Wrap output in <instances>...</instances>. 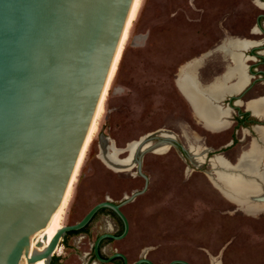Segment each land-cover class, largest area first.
Listing matches in <instances>:
<instances>
[{
	"label": "rangeland",
	"instance_id": "1",
	"mask_svg": "<svg viewBox=\"0 0 264 264\" xmlns=\"http://www.w3.org/2000/svg\"><path fill=\"white\" fill-rule=\"evenodd\" d=\"M259 14H264V0H140L64 208L63 226L75 224L101 201L119 203L143 188L145 181L133 160L118 169L102 162L98 156L106 146L124 149L145 136L171 134L184 148L192 146L198 151L191 150L195 156L191 152L185 158L168 144L163 153H143L141 171L148 178L147 189L121 208L129 232L121 240L105 242L103 252L116 250L130 261L145 256L153 264L177 259L189 264H264V204H254L261 207L255 213L244 211L217 188L210 162L198 161L205 151L233 164L256 141L242 128L234 131L242 141L222 149L224 153L219 151L231 140L232 125L224 121L227 112L217 102L240 91L228 95L205 92L209 107L218 116L215 127L208 129L177 87L180 70L190 65L204 88L220 78L231 65L220 51L222 44L260 37L255 24ZM242 59L246 70L254 58ZM260 68L264 70V64ZM258 89L253 96L250 93L252 98L257 91L264 93V87ZM263 142L256 144L264 146ZM127 156L123 152L119 159ZM254 186L257 194L264 193V180ZM116 229L114 220L100 213L89 224L87 236L64 235L52 261L94 264L89 256L95 238Z\"/></svg>",
	"mask_w": 264,
	"mask_h": 264
},
{
	"label": "water",
	"instance_id": "2",
	"mask_svg": "<svg viewBox=\"0 0 264 264\" xmlns=\"http://www.w3.org/2000/svg\"><path fill=\"white\" fill-rule=\"evenodd\" d=\"M134 3L0 0V264H50L61 238L86 227L101 209L117 215L123 232L99 235L94 255L102 263L121 257L126 264L120 253L101 258L98 246L127 235L129 221L121 208L148 185L141 156L158 145L176 146L171 135L135 141L131 160L145 181L141 190L119 203L106 199L95 204L75 224L59 229L57 219ZM245 73L249 78L247 67ZM217 106L228 115L229 108ZM147 144L153 146L144 150ZM179 148L190 158V149ZM201 153L205 159L207 153ZM251 200L264 204V193ZM141 263L153 264L147 258L135 262ZM168 264L188 263L177 259Z\"/></svg>",
	"mask_w": 264,
	"mask_h": 264
},
{
	"label": "bare ground",
	"instance_id": "3",
	"mask_svg": "<svg viewBox=\"0 0 264 264\" xmlns=\"http://www.w3.org/2000/svg\"><path fill=\"white\" fill-rule=\"evenodd\" d=\"M140 4V0H135L131 15L125 27L120 45L118 47L105 89L104 93L97 111V115L84 148L83 154L77 166L76 172L70 184L69 190L61 207V210L58 215L57 224L59 229L63 227L61 223V219L63 216L64 208L70 200L71 192L73 189V185L76 181L77 175L79 173V169L81 167V163L83 157L86 152V148L89 142L92 139V136L95 132L97 119L102 110L103 100L107 94V90L111 79L113 78L118 62L122 55L123 46L125 40L127 38V34L134 20L136 12L138 10ZM228 41V40H226ZM228 43V42H227ZM253 45V43H249L245 40L234 41L231 44H222L221 50L229 57L231 61V65L226 68L225 73L218 79H215L210 85L207 87H202L199 85L197 80L195 79V72H192L191 65L180 70L178 79H177V87L182 93V95L186 98L188 102H190L194 114L196 118L203 123V125L212 129L215 127V123L217 122L218 116L216 112H214L210 107L206 99L205 92L212 94H223L228 95L231 92L239 91L242 87L248 83V77L245 74V67L243 64V59L238 53L239 50L245 48L247 46ZM223 53V54H224ZM221 55V54H220ZM246 60H249L248 58ZM234 78V81L231 83L229 80ZM204 85V83H203ZM207 85V84H206ZM247 85V84H246ZM245 85V86H246ZM247 106L251 108V110L255 112L262 111L264 109V98L253 100L247 103ZM256 134H258L260 142H263L264 132L260 128H256ZM171 135V134H170ZM105 142V141H104ZM257 141H253L250 145V148L244 153L238 160L236 165L233 167L226 159L215 156L210 159V165L214 168V180L216 181L217 188L221 191L225 198L230 200L231 202L237 204L241 209L249 213H255L259 209L260 206L254 205L252 203V197L258 193V188L254 186L255 182L259 183L260 180H264V160L260 157L261 151L264 152V146H258L256 144ZM264 143V142H263ZM137 143L132 142L126 144L124 149H119L115 147L113 144L106 146L105 151L102 154H99V158L104 162L107 166H111L113 169H118L127 165L131 161V154L133 153L134 147ZM193 144V143H192ZM194 145V144H193ZM152 144H147L143 147L144 150H148L151 148ZM196 146V145H195ZM166 145H158L151 152L154 153H163L167 150ZM193 151H198V148L189 146ZM200 151V150H199ZM127 152L128 156L126 159H119V154ZM199 162H202V158H198ZM263 171V172H262ZM215 186V185H214ZM264 208V206H263ZM56 251V250H55Z\"/></svg>",
	"mask_w": 264,
	"mask_h": 264
},
{
	"label": "flooded vegetation",
	"instance_id": "4",
	"mask_svg": "<svg viewBox=\"0 0 264 264\" xmlns=\"http://www.w3.org/2000/svg\"><path fill=\"white\" fill-rule=\"evenodd\" d=\"M255 24H256V26L257 25L260 26V28L262 29V30H260L261 31L260 37H262L263 43L261 44V46L259 48L252 50L250 52H246L244 54L245 58H248L249 60L251 58H254L253 60H251L252 62L250 64V66H247L248 75H249V79H247L248 83H246L247 85L245 84L246 86L244 85L242 87V89L239 90L240 92L235 94L236 97H231V95H228V96H226L223 99L218 101V104H220L223 108H229L228 115H226L225 118L227 119L228 123H230V125L228 127H230L232 125L231 126L232 127L231 140L226 145H224L222 148L219 149V151L223 152V153L226 152L225 150L226 149L228 150L229 147H232L234 144H237L238 141H240V142L242 141V140L237 139L236 136H234V131L240 130L242 128L248 129L249 136H251L252 140L255 139L259 143V145L261 144L259 137H258V134H256V128H263L264 129V109L262 111L255 112V111L251 110L250 108H247L246 103L253 101V100L261 99V97H264V93H262V92L259 93L257 91L256 97L252 98L253 94H255V91L260 90V89H258L259 87H264V70L260 68V66H262V64H264V57L260 56V54L258 53V52H261L264 50V14H259L256 17ZM250 93L251 94L253 93L252 96L250 95ZM247 94L250 95V98L247 99V101H243L244 96H246ZM232 95H234V94H232ZM175 142H176V146H174V147H176L179 150V152L185 157V153H182L180 151V148H179V146L181 144H179V142H177L176 140H175ZM189 149H190V147H189ZM222 149H225V150H222ZM211 155H212L211 152H207V154L205 156V160L210 162L209 159L212 158V157H210ZM214 155H217V154H214ZM214 155H212V156H214ZM201 158L203 161L204 157L201 156ZM238 159L239 158H237L236 161ZM263 160H264V158H263ZM236 163L237 162H235L233 164L230 163V164L235 165ZM110 168H112V167H110ZM114 223L116 224L117 229H116V232L111 233V234H113L115 236H119L123 232V225H122V229H120V227L118 226V224L115 221H114ZM84 228H83L84 229L83 232H81L77 235H73V236H79V235L87 236L89 233V227H84ZM101 234H103V233H101ZM101 234H99V235H101ZM112 241H114V239H104L100 242V244L98 246V253H99V256L101 258L108 259L109 257L114 255L115 253H120L123 256H125L126 264H135V262L138 261L139 259L146 258L145 256H141L140 258L136 259L135 261H130V259L128 258V256L126 254L118 252L116 250L109 253V254H105L103 252V246H104L105 242H112ZM58 248H59V246H57L56 250ZM90 259H92V262H95V264H124V261L121 257H114L107 263L99 262L94 255L93 245H92L90 256H89V260ZM53 261L51 259L50 264H54ZM141 264H145V263H141Z\"/></svg>",
	"mask_w": 264,
	"mask_h": 264
},
{
	"label": "trees",
	"instance_id": "5",
	"mask_svg": "<svg viewBox=\"0 0 264 264\" xmlns=\"http://www.w3.org/2000/svg\"><path fill=\"white\" fill-rule=\"evenodd\" d=\"M104 212H106L107 213V215H109L117 224H118V226L120 227V229H122V223H121V221H120V219L117 217V215L114 213V212H112L111 210H108V209H101L95 216H94V218L92 219V221L100 214V213H104ZM91 221V222H92ZM90 222V223H91ZM89 223V224H90ZM89 224L86 226V227H89ZM85 229V228H84ZM84 229H81V230H79V231H73V232H69V233H67L68 235H77V234H79V233H81V232H83V230ZM54 264H56V263H54Z\"/></svg>",
	"mask_w": 264,
	"mask_h": 264
},
{
	"label": "crops",
	"instance_id": "6",
	"mask_svg": "<svg viewBox=\"0 0 264 264\" xmlns=\"http://www.w3.org/2000/svg\"><path fill=\"white\" fill-rule=\"evenodd\" d=\"M242 40L248 41L249 43H251V42L253 43V45H250V46H247L245 48H242V50L240 51V53L242 54V56H244V54L246 52H250L252 50H255V49L259 48L261 46V44L263 43L262 37H258L256 39H252V40H246V39H242ZM258 53L260 54V56L264 57V50L261 51V52H258Z\"/></svg>",
	"mask_w": 264,
	"mask_h": 264
}]
</instances>
